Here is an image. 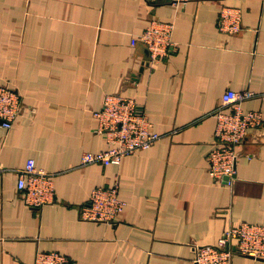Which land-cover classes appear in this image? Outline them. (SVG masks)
I'll return each instance as SVG.
<instances>
[{"label": "crops", "instance_id": "0c3cea01", "mask_svg": "<svg viewBox=\"0 0 264 264\" xmlns=\"http://www.w3.org/2000/svg\"><path fill=\"white\" fill-rule=\"evenodd\" d=\"M223 6L240 11L238 33L220 30ZM153 21L173 24V46L149 64L137 38ZM0 84L23 103L11 130L0 123V264H35L39 252L70 264H196L198 245L264 225V127L239 148L232 185L208 171L228 90L255 93L242 108L264 117V0H0ZM113 94L134 99L161 138L119 165H82L110 148L94 112ZM30 159L53 179L54 201L39 208L18 189ZM115 185L126 203L117 219H83L93 190ZM232 264L264 260L235 254Z\"/></svg>", "mask_w": 264, "mask_h": 264}, {"label": "built area", "instance_id": "2783aa9c", "mask_svg": "<svg viewBox=\"0 0 264 264\" xmlns=\"http://www.w3.org/2000/svg\"><path fill=\"white\" fill-rule=\"evenodd\" d=\"M144 1L154 3L161 0ZM186 1L170 0L174 5ZM219 23L222 32L238 33L242 29L240 11L223 6ZM172 34L173 24L153 21L137 38L148 49L149 64H156L169 55L173 46ZM254 96L255 93L249 91L228 90L222 97V107L215 113L216 141L208 158V171L218 183L226 181L228 185H232L237 174L239 148L251 130L264 127L262 113L245 112L242 108V103ZM225 108H230L231 111L225 112ZM22 111L20 94L0 84L1 126L7 131L11 130ZM94 116L98 121V133L106 136L110 148L97 153H84L82 165H119L126 156L151 148L161 138L159 133L152 131L149 118L141 112L132 98L118 94L107 95L102 108L95 111ZM18 189L22 192L23 199L35 208L54 201L53 179L50 174L37 169L33 159L27 162L18 181ZM118 191V185L94 189L89 204L83 208L82 218L108 223L115 221L126 206L119 198ZM235 254L264 260V225L242 223L226 230L218 243L198 245L194 261L196 264H232ZM69 262L66 256L57 252H39L35 260V264H70Z\"/></svg>", "mask_w": 264, "mask_h": 264}, {"label": "water", "instance_id": "95a60500", "mask_svg": "<svg viewBox=\"0 0 264 264\" xmlns=\"http://www.w3.org/2000/svg\"><path fill=\"white\" fill-rule=\"evenodd\" d=\"M166 1H170V0H166ZM226 180H228V178H226Z\"/></svg>", "mask_w": 264, "mask_h": 264}]
</instances>
